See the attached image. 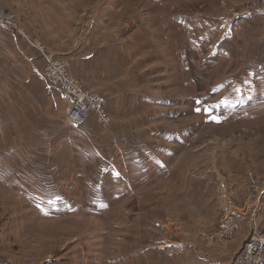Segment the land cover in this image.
<instances>
[{
	"label": "rangeland",
	"instance_id": "1",
	"mask_svg": "<svg viewBox=\"0 0 264 264\" xmlns=\"http://www.w3.org/2000/svg\"><path fill=\"white\" fill-rule=\"evenodd\" d=\"M251 1L47 0L50 7L39 0H0V5L16 13L30 39L39 38L70 66L77 62L73 70L78 76L71 73L105 95L111 123L104 128L90 117L98 147L113 137H127L132 145L161 142L181 156L177 165L186 174L214 168L229 174L234 188L239 177L253 171L256 176L246 183L240 211L256 217L264 186V26L260 17H239ZM46 18L51 25L44 24ZM231 26L234 34L228 36L225 30ZM4 42L10 69L14 44L10 37H2ZM21 45L29 58L40 59L28 41ZM38 84L47 93L38 110L30 97H12L17 87L30 88L28 82L11 79L4 84L6 103L16 105L18 113L12 116L6 110V129L0 128V257L12 256L18 264L44 262L48 246L57 249L54 257L61 256L62 244L81 233V226L72 224L74 218L52 221L61 218L37 208L29 194L46 184L35 169V157L52 152L48 136L39 131L57 126L59 116L67 123L42 80ZM20 106L29 113H20ZM46 111L53 116L46 117ZM35 112L37 131L28 133L25 125L7 129L16 115H29L30 121ZM72 122L88 129L85 123ZM45 131L50 135V129ZM106 223L104 228L109 227ZM98 227L90 220L82 225L87 234ZM261 230L254 225L246 240ZM216 233L209 238L218 237L214 240L220 244L229 240Z\"/></svg>",
	"mask_w": 264,
	"mask_h": 264
},
{
	"label": "crops",
	"instance_id": "2",
	"mask_svg": "<svg viewBox=\"0 0 264 264\" xmlns=\"http://www.w3.org/2000/svg\"><path fill=\"white\" fill-rule=\"evenodd\" d=\"M46 1L39 0L52 7ZM46 23L51 25L47 18ZM2 28L5 34L0 35V82L3 85L0 128L4 129L5 125L6 129V110L12 116L18 113L14 108L16 105L11 107L6 103L4 84L11 79L28 82L30 88L17 87L12 97L19 101L30 97L37 110L42 106V97L46 98L47 94L39 90L38 80H42L53 105L66 115L65 100L51 92L43 81L42 59L33 55L29 58L18 36ZM225 31L228 36L234 34L232 26ZM2 37H10L14 44V52L10 55L13 68L10 69L6 67L3 45L7 43H1ZM49 37L48 34L46 41ZM75 63L71 62L69 69L78 76L73 70ZM20 109V113H29L27 107L20 106ZM36 114L30 115V121L29 115H16L7 129L25 125L23 130L28 133L37 131ZM49 115L52 117V112L46 111L45 116ZM58 119L61 121L57 126L46 125L39 131L48 136L45 139L52 152L35 157L39 159L35 160V169L46 184L29 194L37 208L61 218L52 221L66 222L74 218L72 224L81 226V233L77 232L62 244L61 256L54 257L57 249L48 246L47 259L35 264H232L252 227L264 228V186L263 204L256 217L240 211L246 183L256 176L253 171L243 179L239 177L234 188L229 186L231 176L214 168L191 169L186 174L177 165L180 160L177 158L181 156H175L173 150L162 146L161 142L149 145L137 141L132 145V140L127 137H113L100 148L94 142L90 117L89 126L88 121L86 123L88 129L82 132L67 123L63 125L64 117ZM48 129L50 135L45 131ZM165 139L166 142L169 140ZM30 140L34 139L31 137ZM42 170L46 173L42 174ZM167 182L174 184L167 185ZM227 214L234 215L238 228L232 239L231 236L229 240L224 238L226 242L220 244L214 240L218 237L210 239L209 234L220 230L223 216ZM89 220L99 227L87 234L82 225ZM106 222H110L109 227L104 228Z\"/></svg>",
	"mask_w": 264,
	"mask_h": 264
},
{
	"label": "built area",
	"instance_id": "3",
	"mask_svg": "<svg viewBox=\"0 0 264 264\" xmlns=\"http://www.w3.org/2000/svg\"><path fill=\"white\" fill-rule=\"evenodd\" d=\"M260 17L264 26V0H252L242 10L239 17ZM0 26L14 32L20 41H28L32 48L39 52L43 61V81L51 92L59 94L66 103V121L79 131L74 121L87 123L89 117L95 116L97 123L107 127L111 117L107 111V98L102 93L90 89L80 79L70 72V62L54 54L37 37L30 39L19 23L16 13L0 5ZM238 228L233 214L223 216L217 235L229 238ZM0 264H18L12 256L0 257ZM232 264H264V230L256 231L236 255Z\"/></svg>",
	"mask_w": 264,
	"mask_h": 264
}]
</instances>
